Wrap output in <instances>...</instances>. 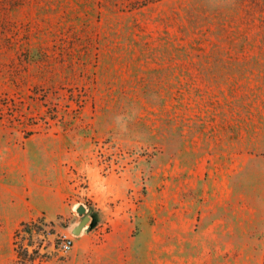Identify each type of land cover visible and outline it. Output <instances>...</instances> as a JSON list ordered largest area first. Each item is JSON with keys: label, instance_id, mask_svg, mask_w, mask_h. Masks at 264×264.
Instances as JSON below:
<instances>
[{"label": "rangeland", "instance_id": "1", "mask_svg": "<svg viewBox=\"0 0 264 264\" xmlns=\"http://www.w3.org/2000/svg\"><path fill=\"white\" fill-rule=\"evenodd\" d=\"M263 259L264 0H0V264Z\"/></svg>", "mask_w": 264, "mask_h": 264}, {"label": "crops", "instance_id": "2", "mask_svg": "<svg viewBox=\"0 0 264 264\" xmlns=\"http://www.w3.org/2000/svg\"><path fill=\"white\" fill-rule=\"evenodd\" d=\"M32 200H33V207L32 208L30 206L26 205L22 208L12 209L7 214L6 220H5V226L9 232L10 236H12L14 234V232L17 230V228L19 227V225L22 222L38 218L39 216H41L43 214V212L45 210H47L45 215L48 218L49 217L53 218V217L60 214V211H57L54 208L53 209H47L44 206L45 202H40L38 199H36V200L32 199ZM32 200H30V201L32 202ZM30 201L29 200H22V203L25 205V204H28ZM61 212H66V209H63V211H61ZM76 226H78V225H76ZM75 263L76 262L74 261L73 264H75Z\"/></svg>", "mask_w": 264, "mask_h": 264}, {"label": "built area", "instance_id": "3", "mask_svg": "<svg viewBox=\"0 0 264 264\" xmlns=\"http://www.w3.org/2000/svg\"><path fill=\"white\" fill-rule=\"evenodd\" d=\"M25 225L27 228L29 227L30 230L33 231L31 228L33 223L25 224ZM25 231L27 232V230H25ZM74 235L66 233V232L62 234V236L60 238L61 242H60V245L58 247V250H59L61 255L65 256L66 254H68L73 249V247L75 245ZM22 248L25 252H27L31 256V255H33L32 253L35 251V249H38V246L35 244L25 243L24 246H22ZM30 252H31V254H30Z\"/></svg>", "mask_w": 264, "mask_h": 264}, {"label": "water", "instance_id": "4", "mask_svg": "<svg viewBox=\"0 0 264 264\" xmlns=\"http://www.w3.org/2000/svg\"><path fill=\"white\" fill-rule=\"evenodd\" d=\"M79 212L82 214V213H85V211H86V209H85V207H83V206H81V207H79ZM90 216H85L81 221H80V223L78 224V226H76L75 228H74V233L75 234H80L82 231H83V229L86 227V225L88 224V222L90 221Z\"/></svg>", "mask_w": 264, "mask_h": 264}, {"label": "trees", "instance_id": "5", "mask_svg": "<svg viewBox=\"0 0 264 264\" xmlns=\"http://www.w3.org/2000/svg\"><path fill=\"white\" fill-rule=\"evenodd\" d=\"M262 264H264V259H263V263Z\"/></svg>", "mask_w": 264, "mask_h": 264}]
</instances>
